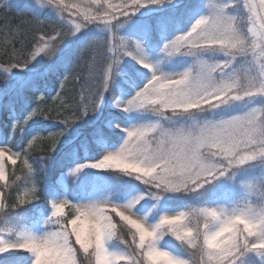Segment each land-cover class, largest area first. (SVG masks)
I'll return each instance as SVG.
<instances>
[{"label":"snow or ice","instance_id":"snow-or-ice-1","mask_svg":"<svg viewBox=\"0 0 264 264\" xmlns=\"http://www.w3.org/2000/svg\"><path fill=\"white\" fill-rule=\"evenodd\" d=\"M48 3L67 21V25H74V28L66 26V31L57 29L56 39L45 41L32 54V59L40 52L52 56L65 35H74L93 21L101 20L108 33H113L114 28L122 26V20L131 18L141 8L171 4L172 0H122L120 5L115 6L116 11H106L103 17L80 12L79 5L65 4L63 0H48ZM235 6H239L244 14L243 24L240 18L229 14ZM73 7L76 8L75 13ZM113 7L109 5L110 9ZM207 8L206 15L196 19L189 31L167 41L162 51L173 55L184 50L196 56L200 52L214 50L222 51L227 59L208 63L198 58L191 68L165 75L147 62L141 42L127 40L129 45L135 44L136 54L125 51L124 55H131L143 67L151 69L152 75L133 97L117 106L123 111L144 109L159 119L128 128L126 138L117 151L108 152L97 162L79 165L76 171L84 167L118 169L126 175L135 176L146 186L149 195L159 200L167 192H195L232 168L264 157V0H259L258 5L254 0H232L230 5L227 0L226 3H212ZM64 12H68L69 17H64ZM77 13L83 16V23L71 19ZM152 23L162 28L168 20L157 17ZM105 44L112 53V62L101 75L106 90L118 57L110 39H106ZM238 57L250 58L248 67L240 74L228 72ZM28 63L25 59L23 66ZM15 66L10 64L3 71L9 72ZM217 74H221V78H217ZM99 95L102 98L103 92ZM257 97L262 98L258 106L226 119L205 121L189 127H166L161 123V119L172 120L173 117L210 111L236 102L247 104ZM98 107V102L93 104L94 110ZM39 115L57 120V117L41 113L37 106L24 121L16 122L13 129H21L27 120ZM60 122L66 127L71 124L67 120ZM62 134L61 131L52 134L53 148L56 146L55 138ZM35 139L33 137V141ZM22 154L27 157L24 151L16 153L7 147H0V180L6 179V165H15ZM24 164L31 171L27 159ZM31 192L38 199L35 187ZM142 198L137 197L123 205L107 202L72 204L75 218H63L65 222L62 225L60 219L53 220V217H60L63 208L69 205L67 199H61L51 204L52 213L45 222L59 225L57 230L40 236L20 233L11 241L0 239V253L26 250L33 256L32 264H82L79 261L81 251L89 264H195L191 257L196 253L199 254V264H243L242 258L247 254H255L260 258L259 264H264V202H248L231 211L222 207L192 208L162 215L158 222L146 224L143 218L131 212L133 205ZM30 202L20 200L19 204ZM3 207L0 204V210ZM109 211L115 213L119 221L109 215ZM201 219L202 229L199 226ZM193 221H197L195 227ZM69 225L72 226L71 232L68 231ZM211 225L215 227L210 229ZM165 235L186 245L191 250L189 257L181 258L158 247V242ZM113 237L126 245V252L107 249L106 242Z\"/></svg>","mask_w":264,"mask_h":264},{"label":"trees","instance_id":"trees-1","mask_svg":"<svg viewBox=\"0 0 264 264\" xmlns=\"http://www.w3.org/2000/svg\"><path fill=\"white\" fill-rule=\"evenodd\" d=\"M36 1L0 0V126L5 134H9L10 123L15 118L13 113L22 117L29 108L38 103L43 105L41 113L57 117V120L47 119L44 115L32 117L21 129L12 131L11 137L4 142L12 151L27 153L31 171L29 167L17 163L8 170L6 182L0 181L4 206L0 211V225L8 214H15L18 220L24 222L34 218L41 198L24 205L16 204L17 194L22 188L28 184L44 186L49 180L54 181L58 172L71 160L67 157V150L83 143L89 145L92 137L110 134L96 119L97 109L94 110L93 104L100 103V92L96 85L92 86L91 81L97 65L100 63L103 68L102 65L106 63H101L104 46L96 45L97 39L92 34L80 31L74 37L65 35L52 56L40 52L32 59V54L36 53L41 43L54 41L57 37L56 30L60 29L58 19L50 12L52 5L48 0L45 3L40 1L44 6L38 5ZM171 14L172 12L160 17L172 20ZM25 59L29 63L23 66ZM10 64L16 66L9 72L3 71ZM108 110L107 114L111 118L126 121L117 111ZM85 112L87 114L83 115ZM207 116L201 114L199 118L205 119ZM63 120L71 124L66 127L60 122ZM59 131L63 134L55 138L56 146L53 148L52 134ZM111 134L106 138L109 137L108 142L113 145L117 142V135ZM33 137H36L34 141ZM29 138L33 141L31 144L27 141ZM25 142L27 145L23 149ZM22 158H25L23 154ZM77 158H81L80 150ZM104 172L110 178L103 185V190L110 191L116 197L122 196L133 187L146 188L133 175H126L118 170ZM104 172L100 175L103 176ZM185 197L171 195L167 197L170 199L167 203L172 209H190L194 203H190ZM114 219L119 221L116 217ZM113 241L126 248L118 238L115 237ZM163 244L176 253L183 256L188 254L189 257V251L181 243L166 238ZM20 255L21 253L0 256V264H11L9 260Z\"/></svg>","mask_w":264,"mask_h":264},{"label":"rangeland","instance_id":"rangeland-1","mask_svg":"<svg viewBox=\"0 0 264 264\" xmlns=\"http://www.w3.org/2000/svg\"><path fill=\"white\" fill-rule=\"evenodd\" d=\"M40 1H43L44 3L47 2V0H38L36 3L40 5ZM186 0H172L171 4L165 3L162 6H155V5H147L144 8H141L139 11H137L131 18H125V20L121 21L122 26L119 28H114L113 33H108V30L103 27V22L101 20H96L93 21L92 24L88 25L86 28H82L80 31L91 29L93 31L92 35H95L94 38L97 39V44H101L104 46V55H103V60L101 63H104L101 67L100 63L97 65L93 77H91L92 81V86L96 85L97 90L99 92H103L102 98H100V103L99 107L97 108L96 119H98L99 124L104 125L110 132L117 133L120 136V142L117 144L116 147L113 149H109L104 143L98 140H94L96 144L99 146V150H97V156L96 157H89L86 154V149L84 150V157L80 161H74L65 171L62 173L59 178L57 179V185L60 187L62 194L58 196L57 195H52L50 197L49 201V207L46 212L40 211L37 219L33 221L30 224H23L21 226H18L17 223H14L13 218H10L6 222H2L0 226V239L5 240V241H11L15 240L17 238V235L20 233H30L32 235L40 236L43 235L47 231H55L57 230L59 225L56 224H47L45 223L48 218L51 216L52 213V207L51 204L54 202H59L61 199H66V192H68V185L70 184V180L72 181V185H77L81 186L87 179L88 177H84L83 175L91 171V169H96V168H91V167H84L81 168L79 171H76L77 166L83 165V164H89V163H94L97 162L99 159H102L103 155L107 154L108 152H114L119 149V147L122 145L123 140L126 138V130L128 128H131L133 126H139L141 124H146V123H151L159 119L157 116H155L153 113L146 111L144 109H133L130 111H123L121 110L120 107H118V104H123L126 102L128 99L133 97L135 93L142 89L143 86L147 83V81L151 78L152 75V70L149 68H145L142 66V64L138 63L137 60L133 59L131 55H124L125 51H131L132 55H135V44L129 45L127 40H134L138 41L135 37H132L125 28V25H134V22L146 17V15H153L157 14L158 16L164 15V14H169L172 11L176 9L177 6L184 4ZM226 3L227 0H206V11L208 12L207 6L212 4V3ZM254 2L258 5L259 0H254ZM63 3L69 4V5H79L80 12H86L90 13L91 15L94 16H99L103 17L106 11H116L117 9L115 6H118L122 3V0H63ZM230 5H232V0H229ZM109 5L114 6L113 8H109ZM52 10L55 12V15L57 19L60 22V30L61 31H66V26H71L74 28V25H67V21H64L61 18V15L57 13L56 9L52 6ZM73 12H76V8L73 7ZM205 13V15L207 14ZM230 15L236 16L237 18L241 19V24H243V13L239 6L233 7L229 11ZM77 15H79L77 13ZM77 15H72L71 19L75 20L78 23H83V16L79 15V19H77ZM64 17H69L68 12L63 13ZM114 23V21H113ZM191 28V27H190ZM190 30V29H189ZM188 30V31H189ZM79 31V32H80ZM79 32H76L74 35H70L71 37H74L77 35ZM179 35V34H177ZM175 35V36H177ZM172 37V38H175ZM171 38V39H172ZM110 39V43L112 46L115 47L116 49V55L118 57L117 61V66L115 69V72L110 76L109 81H108V87L105 90L103 87V81L101 78V75L104 71L107 70L108 65L112 62L110 57L112 56V53L108 51V46L105 44V40ZM163 40V42L160 44V47L156 50L153 51L149 49L146 45L145 42H141L142 49H143V55L146 57L147 62L151 63L160 73H163L165 75H174L177 73H181L189 68H191L194 63L196 62L195 59H192L191 61L183 60L182 57L176 56V53L173 55H166L162 49L163 45L166 43ZM43 44L41 43L40 46ZM39 46V47H40ZM182 51V50H181ZM218 56L217 58L220 60L227 59L224 56V53L222 51H216ZM148 56V57H147ZM100 59L102 55H99ZM249 60L250 58L246 57H238L237 61L233 63V65L230 66V68L227 70L228 72L235 71L237 74H240L245 67H248L249 65ZM205 61V59H204ZM207 62V61H206ZM209 63V62H208ZM125 66L133 67V66H140L142 67V70L144 73H140L141 75L139 76V83L135 80H131L130 76L126 75L125 71ZM249 71L251 72V68H249ZM217 78H221V74H217ZM121 84L126 85L127 87L130 88V90H126L121 87ZM100 97V96H99ZM262 101V98L257 97L253 99L250 103L245 104V102H236L233 104H228L224 105L221 108L218 109H212L210 111H213L214 113L219 112L220 116L219 118H212V119H200L199 116L201 114H207L210 113V111H205V112H196L193 115H184V116H179V117H173V121L175 123H172V120H164L161 119V123L164 124L166 127H172V126H184V127H189L193 124H200L205 121H218L221 119H226L231 116L241 114L243 111H246L248 108L253 107V106H258ZM39 106V109L41 110L43 105L40 103L36 104L33 106L29 113L31 111ZM108 109H113L120 113L122 116H124L127 119L126 123H119L115 122L113 118H111L107 112L109 111ZM224 112L227 113L224 115ZM168 115H171L170 112H168ZM35 117V116H34ZM16 122L13 123V125ZM19 160H17L18 162ZM8 165H12L11 163H8L6 165V179L5 180H0L1 183H5L7 180V173H8ZM106 169H115V168H106ZM118 170V169H117ZM83 174V175H82ZM245 177H242L244 176ZM228 184L229 186L235 185L237 186L238 189V199L236 201H233L231 203H228L224 200H217L216 197H212V193L215 191V186H221V185H226ZM205 185H211L209 190L206 189L207 186ZM204 188L202 187L201 189L195 191V192H170V194H180V195H186L190 193L192 195V198L198 199V204L194 208H199V207H213V208H219L222 207L226 211H231L233 208L243 206L244 204L248 202H253L255 204H260L261 202H264V157H258L253 161L246 162L244 165L236 166L232 168L228 173H226L224 176L217 177L216 179H213L210 183L205 184ZM31 189L25 190L22 195L17 196V201L19 204L20 200H28L33 197V194L31 193ZM29 191V192H28ZM54 192V191H53ZM1 193V191H0ZM84 192L82 193V195ZM169 195V193H166ZM64 195L63 197H61ZM147 194L141 193L139 191H135L134 193H129L123 200H115L112 198L111 195L108 194H102L93 191L92 189L89 191V194L87 196H81L79 199L76 201L72 202V204H84V203H94V202H100V203H105L107 202L108 204H115V205H123L126 204L130 201L136 200L137 197H143L140 199L136 204L133 205V208L131 209V212L134 216L143 218L144 222L146 224H154L158 222L160 216L162 215H170V214H176L181 211H189L191 209H182L178 211H170L166 208H163L162 210H159L158 212L156 211L158 209V206L155 203L149 202L148 206H146L144 209L140 210L137 206L142 202L143 199H147ZM49 197V196H48ZM3 198L0 199V204H2ZM69 202V205H72ZM4 209V208H3ZM1 211V210H0ZM109 215H113L112 212L109 211ZM11 214L6 215L9 216ZM66 215V206L62 210V214L60 217H53V220L60 219L61 220V225L64 223V217ZM76 215V213H75ZM115 215V213H114ZM12 216V215H11ZM116 217V216H112ZM75 218V216L73 217ZM71 218V219H73ZM119 220V217H116ZM5 217L3 218V220ZM122 223V222H121ZM77 225H80V221H77ZM197 225V221H193V227ZM199 226L201 229L203 228V220L201 219L199 221ZM87 229V225L84 226ZM215 225H211L210 229H213ZM72 226H68V231L71 232ZM112 239L108 240L106 242V247L109 251L112 252H126L127 249L124 246H116L113 244ZM166 238H171L172 240L181 243L180 241H177L174 239V237L170 235H165L159 242H158V247L167 250L171 252L173 255L179 256L181 258H188V254H184L185 256L176 253L175 251L170 250L169 248H166L162 246V242ZM73 244H75V239L72 237ZM130 240V237H129ZM182 244V243H181ZM119 245V244H118ZM183 246L186 247V249L189 251L187 246L182 244ZM76 248L79 249V245H76ZM26 250H10L5 253H0L2 254H7V253H13V252H25ZM27 252V251H26ZM27 254V253H26ZM28 262L25 264H32L33 256L31 253L28 252L27 255ZM192 261L195 262V264L198 262L199 263V254L196 253L191 257ZM243 264H259L260 258L256 256L255 254H247L242 258ZM79 261L82 262V264H89V260L86 258V255L81 251L79 255ZM120 264H126V262H120Z\"/></svg>","mask_w":264,"mask_h":264}]
</instances>
